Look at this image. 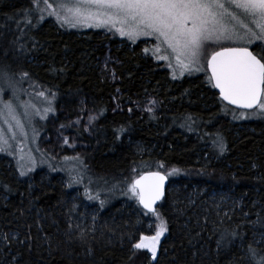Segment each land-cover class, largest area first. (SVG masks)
<instances>
[{"label": "trees", "instance_id": "trees-1", "mask_svg": "<svg viewBox=\"0 0 264 264\" xmlns=\"http://www.w3.org/2000/svg\"><path fill=\"white\" fill-rule=\"evenodd\" d=\"M43 4L45 0H0V71L53 95L58 111L73 116L85 100L97 113L91 134H79L89 146L81 160L85 187L112 190L114 196L101 194L104 204L96 226L80 228L71 214L69 184L57 172L50 181L41 173L20 176L0 157V264L259 261L264 256V123H233L226 110L230 106L208 78L173 79L166 64L140 43L121 45L112 31L101 38L96 31L67 30L49 16L42 18ZM106 41L117 58L116 82L99 63ZM253 49L260 51L259 46ZM117 90L123 103L153 95L160 115L126 107L112 112ZM219 137L226 145L223 152L213 143ZM207 153L210 159L204 158ZM152 170L171 179L157 211L146 212L139 203L122 206L128 182ZM195 187L205 194L189 197ZM219 191L236 206L231 220L210 196ZM151 219L155 231L161 224L167 229L155 258L149 249L134 247L150 234L146 223ZM252 233L257 241L251 240ZM249 245L257 252L255 261Z\"/></svg>", "mask_w": 264, "mask_h": 264}, {"label": "rangeland", "instance_id": "rangeland-1", "mask_svg": "<svg viewBox=\"0 0 264 264\" xmlns=\"http://www.w3.org/2000/svg\"><path fill=\"white\" fill-rule=\"evenodd\" d=\"M61 3L66 7H59ZM42 6L40 10L42 18L49 16L67 30L80 33L96 31L101 38L110 35L112 31L121 45L124 44L123 42L140 43L157 61L166 64L171 78L176 80L202 75L208 78L206 79L207 82H211L210 75L205 70L207 69V62L211 54L222 47L259 46L260 51L257 55L260 57L264 54V43L262 42L248 45L243 41L230 42L223 39L209 41L205 44L203 54L198 57L197 62L184 69L177 63L175 53L168 47L167 43L162 39L158 40L155 35H138L134 40L130 39L128 35H121L120 28H124L125 32L131 30V20L122 23L120 19H109L108 15L103 14L91 18L89 12L100 11L103 13L106 11L103 8L97 10L94 7L87 10L82 8L83 15L76 19L73 13L68 11V8L75 7V0H47V3ZM109 15L112 14L109 13ZM57 16L60 19H57ZM245 23H247V20H245ZM237 31H241V34H243L241 29L238 28ZM104 46L106 50L99 63L109 78L116 82L118 78L113 65L117 62V58L113 54L108 41L104 43ZM132 47L133 45H130V48ZM181 59L184 63H188V60L184 57H181ZM204 59L206 60L204 61ZM197 68L200 70L197 71ZM23 80L10 75H7V80L0 79V109L3 110V114L0 115V148H3V151H0V157L7 159L9 166L13 164L20 176L41 173L43 179L50 181L54 175L53 173L57 172L61 182L64 185L69 184L67 186L71 189L70 210L79 227L86 229L88 226H96V220L100 213L99 206H103L100 201H104V196L100 195L106 194L113 197L114 193L112 190H105L103 193L99 192L100 189L92 190L85 187L81 160L89 146L79 138V134L80 130L85 134H91V127L97 118V113L88 108L85 100L79 101V105L75 110L76 113L73 116L64 113L62 110L58 111L53 95H46V91L45 93L42 92L35 83H29L28 85ZM121 96V92L117 90L110 104L112 112L122 111L126 107L129 112L134 109L142 114L160 115L161 105L151 94H146L142 101L130 99L124 103L120 101ZM150 100H155L156 104L154 106L150 105ZM262 102H264V97ZM5 104H10L11 108L5 107ZM149 107H152L151 112L147 111ZM226 110L231 114L230 118L233 123H264V110L258 107L251 111L238 110L232 107H226ZM60 113L62 115L56 117ZM219 138H216V140ZM208 148H211V146H208ZM204 158L210 159L208 153L204 155ZM21 172L24 175H21ZM132 182H128L124 188L126 198L122 202L124 207L132 208L135 203H139L138 197L130 191ZM95 186L97 187L96 184ZM171 191L175 192V185L171 188ZM203 194H205V190L198 191V187H195L193 192L189 193V197H194V195L201 197ZM210 196L216 201V209L218 211L224 210V216L229 215L228 219L231 220L236 208L234 202H230L231 196L223 191L213 193ZM136 210L133 211L138 214ZM237 210H239V205ZM143 221L142 219L139 223H143ZM161 226L164 227V224H161ZM161 226L159 225L157 229ZM146 227L150 230V234L143 237L154 236L157 231L154 229L155 221L152 219L147 221ZM163 235L164 232L160 236L159 242L162 240ZM255 235L256 233H252V241L256 240ZM263 236L260 238L262 244H264ZM147 242L145 241V243Z\"/></svg>", "mask_w": 264, "mask_h": 264}, {"label": "snow or ice", "instance_id": "snow-or-ice-1", "mask_svg": "<svg viewBox=\"0 0 264 264\" xmlns=\"http://www.w3.org/2000/svg\"><path fill=\"white\" fill-rule=\"evenodd\" d=\"M59 7L65 8L66 5L61 3ZM93 7L106 11L89 12L91 18L103 14L109 19H120L122 23L131 20V30L125 32L124 28H120L121 35H128L133 40L138 35H155L158 40L162 39L184 69L197 62L209 41H243L248 45L264 43V0H75V7L68 8V11L79 19L83 15L82 8ZM57 19L60 17L57 16ZM238 28L243 34L237 31ZM181 57L188 63H184ZM208 64L211 68L209 79L215 80V87L220 89L225 100L245 108L251 109L255 105L264 110V102H261L264 94V54L257 58L248 47L223 48L211 54ZM27 75L23 74L24 77ZM0 79L7 80V74L0 71ZM149 104L154 106L156 101L150 100ZM5 107L11 108L10 104H5ZM147 111L151 112L152 107ZM213 143L221 152L226 148L222 138ZM21 175L24 173L21 172ZM151 175V183L145 185V178L142 177L131 184L130 191L138 197L144 209L155 213L153 206L163 196L166 177L160 173ZM100 203L103 205L104 201ZM166 230L161 226L154 236L142 237L134 247L149 249L155 258L159 238ZM248 252L255 261L257 252L251 245ZM255 264H264V256Z\"/></svg>", "mask_w": 264, "mask_h": 264}, {"label": "water", "instance_id": "water-1", "mask_svg": "<svg viewBox=\"0 0 264 264\" xmlns=\"http://www.w3.org/2000/svg\"><path fill=\"white\" fill-rule=\"evenodd\" d=\"M232 47H246V46H229V47H223V48H232ZM223 48H220V49L216 50L215 52L221 51ZM248 48H249V51H251L254 55L257 56V58H260V57L254 52V50H253L252 48H250V47H248ZM213 53H214V52H213ZM210 58H211V56L209 57L208 61L210 60ZM207 69H208L209 75H210V77H211V68H210L208 62H207ZM211 80H212V83H213V86H214V90H215V91L217 92V94L219 95V98H220L225 104H227L228 106L233 107V108L238 109V110H247V111L254 110V109H256V108L258 107V106H255V105H254L253 108L249 109V108H245V107H243V106H241V105H235V104H232L229 100H225V99L223 98L222 94H221L220 89L217 88V87H215V80H214V79H211ZM263 96H264V94H262V96H261V102H262V100H263ZM153 173H160L161 175H164V176L166 177V179H165V181H164V184H163V196L161 197L160 200L156 201V203H155L154 206H153V207L156 209V211H157V209L159 208V206L161 205V203L164 201V199H165V197H166L167 190H168V188H169V186H170V184H171V180H170L169 176H168L167 174H165L164 172H161V171H147V172H144V173H142L141 175H139L137 178H135V179H134V182H135L136 180H140L142 177H144L145 179H144L143 183H144L145 185H147V184H149V183L152 182V175H151V174H153ZM134 182H133V183H134ZM138 202H139V200H138ZM139 205H140V207H141L142 209H144V207H143L142 204L139 203ZM144 210L147 211V212H149V213H152V212L148 211L147 209H144Z\"/></svg>", "mask_w": 264, "mask_h": 264}, {"label": "bare ground", "instance_id": "bare-ground-1", "mask_svg": "<svg viewBox=\"0 0 264 264\" xmlns=\"http://www.w3.org/2000/svg\"><path fill=\"white\" fill-rule=\"evenodd\" d=\"M152 171H153V170H152ZM154 171H157V170H154ZM146 172H147V171H146ZM143 173H144V172H143ZM141 174H142V173H141ZM141 174H140V175H141ZM133 182H134V181H133ZM159 207H160V206H159Z\"/></svg>", "mask_w": 264, "mask_h": 264}]
</instances>
